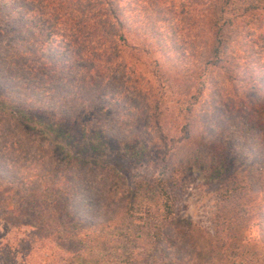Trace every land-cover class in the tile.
I'll list each match as a JSON object with an SVG mask.
<instances>
[{
    "label": "rangeland",
    "instance_id": "rangeland-1",
    "mask_svg": "<svg viewBox=\"0 0 264 264\" xmlns=\"http://www.w3.org/2000/svg\"><path fill=\"white\" fill-rule=\"evenodd\" d=\"M206 1L121 0L119 3L129 27L126 32L128 45L116 58L112 56L109 42L102 41L101 45L98 39L89 38L87 32L90 28L86 21L83 25L76 23V15L72 19L74 23L67 25L66 37L69 40L87 43V47L100 52L101 57L96 61L101 62L106 80L94 95V103L88 105L83 102L86 97L73 99V95L68 96L69 91H64L69 88L72 94L77 92L78 98L82 96L81 91L85 88L82 72L73 66L66 70V74H72V78L67 79L58 68L59 72L52 76L51 84L58 81L61 90L54 91L49 101L55 102L57 107L64 106L70 112L74 108L76 113L63 123L73 137L80 136L83 124L90 133L102 131L103 135L113 136L107 140V147L98 152H101L102 160L116 170V174L106 178L105 173L89 164L81 177L95 175L96 180L87 187H81L79 196L85 194L84 201L91 197L88 193L97 194L98 198H103L102 195L118 198L138 177L151 178L156 162L163 154L167 156L169 153L165 152L166 146L161 140L162 130L169 128V134L173 136L185 121V112L178 114L184 82L192 87L186 91L188 95L196 90L198 82L203 83L193 103V112L188 117L194 126L187 147L196 146L198 141L200 154L188 156L186 153L188 157L183 166L178 167L180 171L171 178L169 188L175 198V210L163 229L165 238L151 241L141 221L134 222L140 225H129L110 212L106 207L107 201H104V208L114 221L109 226L100 223L93 227L84 221L77 222L79 236L70 238L65 245L72 248V244L81 238L87 248L83 256L96 259V264L121 263L123 253L129 247L144 252L148 258L153 255L150 259L152 264H169L167 258L170 254L167 252L171 250L166 251L168 246L177 248L173 251L177 257L188 253L192 259L189 264H246L250 260L252 264H264V244L259 239L264 232V224L259 227L257 216L250 220L239 248L225 247L217 255L211 251L213 212L226 181L245 179L253 182L259 189L254 202L264 215V164L259 163L264 151V114L255 104L262 95L252 87L247 73L254 70L259 76H264V9L253 14L252 22L244 26L239 44L235 45L241 55L237 69L240 79L227 80L222 69L204 63L203 54L212 40L207 24L211 10ZM24 2L29 6L34 4L33 0ZM38 2L41 5L36 6H41L42 17L35 12L32 18L39 20L38 26L44 29L53 20L49 11L42 7L48 0ZM72 4L74 1L69 3L70 6ZM87 10L78 14L86 17L89 15ZM8 19L0 23V45L12 47V33L17 27ZM22 33L26 38L32 36L29 30ZM105 58H110V61L106 62ZM30 65L33 66L32 63ZM31 82L44 85L46 81L38 77ZM104 92L108 94L106 97ZM3 101L4 94L0 89L1 108L5 107L6 112L11 110L4 116L6 121H0V125L6 126L5 130H0V149L15 152L23 159L41 155L44 151L46 157L50 156L61 167L66 158L67 140L71 137L52 134L55 143L50 142L41 133L43 128L27 117L49 120L52 116L48 109L40 112L26 111L18 106L11 109ZM13 146L16 149L19 146L18 151ZM71 153L83 156V152L76 149ZM6 180L0 179V264H56L60 251L56 247L57 233L40 222L44 215L41 219L35 218L25 211L30 201L35 199V194L30 193L27 200L17 183ZM59 197V193L43 195L49 203ZM82 207L79 206V212H83ZM27 220L32 226L19 225ZM67 222L63 217L51 223L69 227ZM128 226L134 228L133 237L124 236ZM60 231V234L65 233V229ZM256 247L262 252L254 253ZM83 256L76 259L82 260ZM85 262L86 259L82 264ZM91 264L95 263L91 261Z\"/></svg>",
    "mask_w": 264,
    "mask_h": 264
},
{
    "label": "trees",
    "instance_id": "trees-1",
    "mask_svg": "<svg viewBox=\"0 0 264 264\" xmlns=\"http://www.w3.org/2000/svg\"><path fill=\"white\" fill-rule=\"evenodd\" d=\"M33 1L34 4L29 6L25 4L24 0H8L7 2L0 0V23L10 18L8 20L14 22L17 27V30L12 33L14 46L0 45V89H2L5 99L3 104L8 105L7 107L10 106L11 109L18 106L26 111L36 112L46 108L52 116L49 120L41 121L39 118L27 116L28 119L43 128L41 133L50 142L55 143L52 134L56 137L63 135L71 138L67 140L68 149L65 151L66 158L61 167L56 165L50 156L46 157L44 151L41 155L23 159L15 152L10 153L8 150H3L4 148L0 149V179H8L6 182L17 183L27 200L30 199V193L35 194V199L28 204L31 209L27 207L25 211L33 214L35 218L40 217L41 219L44 215V220L39 221L43 226L52 227L57 233L56 247L60 251L56 264H71L72 262L82 264L85 259L87 260L85 264H91V261L96 264V259L83 256L87 248L81 238L77 243L72 244V248H66L65 245L70 241V238L79 236L80 229L76 227L77 222L84 221L93 227L100 223L102 226H109V223L114 221V218H109L106 208H104V201H107L106 207L117 215L118 219H123L129 225L141 221L151 241L162 240L165 238L163 229L169 224L175 210V198L169 188L171 178L176 171H180L178 167L183 166L184 160L190 154H200L197 147V144L200 145L198 141L196 146L187 147L194 126L188 117L190 112H193V103L203 83L198 82L199 86H196V90L189 92L188 95L186 91L192 87L184 82V88L181 91L183 97L179 104L178 114L181 115L182 111L185 112V121L180 125L177 134L173 136H170L169 128L162 130L161 140L166 146L165 152L169 151V153L167 156L163 154L161 159L156 162L151 178L138 177L133 185L129 186L127 192L118 198L110 199L107 195L98 198L97 194L88 193L91 197L84 201L85 194L83 197L79 196L81 187L83 185L87 187L89 183L92 184L96 180L95 175L93 177L84 176L87 179L81 177V173L87 170L89 164L105 173L106 178L116 174V170L107 165L100 156L101 152H98L107 147V140L113 136L103 135L102 131L90 133L84 124L80 128L79 137H73L70 131L65 130L63 123L67 122V118L73 116L76 111L72 108L70 112L64 106H62L63 108L57 107L55 102L49 101L54 91L61 90L58 81L51 84V79L58 70L63 77L71 79V72L70 75L66 74V70L73 66L78 68L82 72V81L85 86L81 91L82 96L78 98L77 92L72 94L69 88L64 91H69L67 94L68 96L73 95V99L82 100L86 97L83 102L92 105L94 95L98 93L102 82L104 85L106 80L105 70L100 65L101 62L96 61L101 57V54L93 47H87V43L81 44L69 40L66 37L69 30L67 25L74 23L72 19H75L76 15V23L83 25L86 21L90 28L87 32L90 35L89 38L98 39L101 45L102 41L109 42L114 58L120 56L122 48L128 45L126 32L129 31V27L119 3L121 0H69L68 2L66 0H48L42 7L49 11L53 23L42 29L38 26L39 20L32 18L35 12L42 17L41 6L39 8L36 6V4L41 5V2ZM72 1L74 4L70 6L69 3ZM206 4L211 10L207 24L212 33V40L203 54L204 63L222 69L227 80L240 79L237 69L241 55L235 45L239 44L244 26L252 22L253 14L264 9V0H207ZM81 6L82 10L88 9L89 15L87 14L86 17L78 14L83 12L80 10ZM70 29L72 28L70 27ZM28 30L32 36L26 38L22 31ZM53 44L54 46H52ZM105 59L106 62L110 61V58ZM74 61H76L75 65ZM247 73L252 87L261 92L262 96L257 98L255 104L259 105L264 114V76H259L258 72H254V70ZM38 77L45 79L44 85L31 82ZM103 95L106 97L108 94L104 92ZM180 99L181 96L179 101ZM10 111L6 112V108L0 106V117H3L0 121H6L4 116ZM5 128V125H0V130H5ZM121 145L123 142L119 144V148ZM12 148L18 151L19 146L17 149L15 146ZM74 149L83 152V156L73 155L71 150ZM89 153L92 155L87 156ZM186 153H189L188 156ZM250 156L259 159L252 153ZM262 157L263 159L259 160V163L264 164V151ZM80 167L83 169H79ZM243 181L228 180L219 193L213 212L214 231L211 243V251L216 255L222 248L237 249L241 246L253 216L260 219L259 227H262V223L264 224V215L259 205L254 202L259 189L250 180L243 179ZM56 193H59L60 197L50 203L43 198L44 194L52 196ZM32 204L36 206L32 207ZM90 204H94V207ZM79 206H83V212L78 211ZM63 217L67 219L69 227L51 223L55 219ZM21 224L32 226L28 220L22 221L19 225ZM61 228L65 229L64 234H60ZM95 232H92V235ZM133 232L134 228L128 226L125 228L124 236L133 237L131 236ZM259 239L264 244V232L261 233ZM167 248L166 251L171 250V252H167L170 254L167 258L169 264H189L192 260L188 253L177 257L173 253L177 248L172 246ZM253 252L260 253L262 249L256 247ZM143 253L134 247H129L123 253L122 262L118 264H152L150 259L154 256L148 258L147 254ZM215 254L214 256H216ZM79 256H83V261L76 259ZM251 261L246 264H252Z\"/></svg>",
    "mask_w": 264,
    "mask_h": 264
}]
</instances>
